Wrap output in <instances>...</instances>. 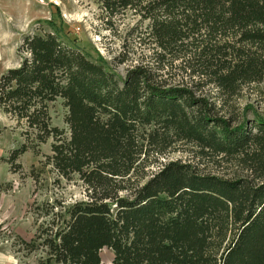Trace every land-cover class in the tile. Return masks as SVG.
I'll use <instances>...</instances> for the list:
<instances>
[{"label": "trees", "instance_id": "obj_1", "mask_svg": "<svg viewBox=\"0 0 264 264\" xmlns=\"http://www.w3.org/2000/svg\"><path fill=\"white\" fill-rule=\"evenodd\" d=\"M98 3L108 29L137 19L129 36L157 49L155 67L121 78L48 21L54 31L26 36L0 78L2 111L39 146L53 139L50 164L87 194L39 234L46 263L101 264L108 248L114 264H264V119L236 124L203 93L225 104L263 80L264 0ZM59 101L68 132L53 126ZM177 145L241 175L163 161Z\"/></svg>", "mask_w": 264, "mask_h": 264}, {"label": "rangeland", "instance_id": "obj_2", "mask_svg": "<svg viewBox=\"0 0 264 264\" xmlns=\"http://www.w3.org/2000/svg\"><path fill=\"white\" fill-rule=\"evenodd\" d=\"M48 21L55 23L67 42L93 60H104L121 78L132 67L156 66L157 49L137 39V33L129 36L137 19H127L108 29L98 0H0V78L20 65L19 47L26 36L54 31ZM178 73L175 70L167 76L176 86L182 76ZM216 91L210 87L203 93L217 104L220 116L235 117L236 124L243 119L250 121L256 114L264 119V78L245 86L240 97L225 104L219 101ZM66 112L61 101L51 107L53 126L68 132ZM27 129L0 108V264H47L39 234L52 220L59 224L68 208L87 198L80 182L61 178L50 164L53 139L39 146L33 137L24 135ZM23 146L27 150L14 159ZM177 146L163 161L192 162L203 173L224 178L241 175L233 163L193 159V146ZM100 257L101 264H114L111 249H103Z\"/></svg>", "mask_w": 264, "mask_h": 264}]
</instances>
